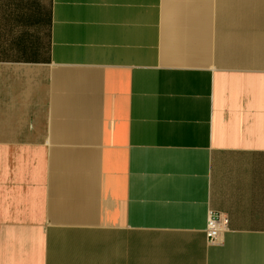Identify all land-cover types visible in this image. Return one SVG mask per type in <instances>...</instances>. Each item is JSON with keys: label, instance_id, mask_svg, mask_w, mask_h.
<instances>
[{"label": "crops", "instance_id": "1", "mask_svg": "<svg viewBox=\"0 0 264 264\" xmlns=\"http://www.w3.org/2000/svg\"><path fill=\"white\" fill-rule=\"evenodd\" d=\"M0 264H264V0H0Z\"/></svg>", "mask_w": 264, "mask_h": 264}, {"label": "built area", "instance_id": "2", "mask_svg": "<svg viewBox=\"0 0 264 264\" xmlns=\"http://www.w3.org/2000/svg\"><path fill=\"white\" fill-rule=\"evenodd\" d=\"M227 218L222 214H208L204 230L205 238L208 243H216L220 240L222 232L225 231Z\"/></svg>", "mask_w": 264, "mask_h": 264}]
</instances>
